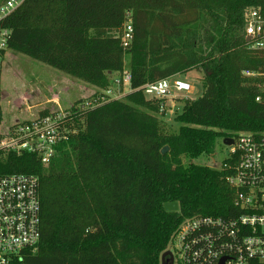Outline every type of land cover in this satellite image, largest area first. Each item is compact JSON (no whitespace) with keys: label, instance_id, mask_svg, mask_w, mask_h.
<instances>
[{"label":"trees","instance_id":"1","mask_svg":"<svg viewBox=\"0 0 264 264\" xmlns=\"http://www.w3.org/2000/svg\"><path fill=\"white\" fill-rule=\"evenodd\" d=\"M252 6L264 0H25L3 19L4 57L13 51L92 84L94 97L108 76L122 77L125 54L130 60L121 98L66 109L74 132L47 166L29 153L0 157V174L39 183L40 242L18 264H160L184 218L231 212L225 178L234 161L212 167L196 159L213 158L220 138L264 131V55L244 31ZM128 15L133 40L124 48ZM189 69L201 72V93L166 132L162 99L147 98L142 86ZM170 202L178 209L165 210Z\"/></svg>","mask_w":264,"mask_h":264},{"label":"built area","instance_id":"2","mask_svg":"<svg viewBox=\"0 0 264 264\" xmlns=\"http://www.w3.org/2000/svg\"><path fill=\"white\" fill-rule=\"evenodd\" d=\"M25 0H2L0 23ZM245 38L249 48L264 55V7L252 6L245 12ZM9 31L0 27V72ZM133 40V27L128 15L120 35L127 48ZM247 75L253 73L246 72ZM264 77V71L261 72ZM126 71L116 79L129 86ZM191 85L179 76L161 78L142 86L147 98L163 99L172 91H190ZM196 90V86L193 87ZM264 92V83L262 86ZM93 96L73 105L74 110L94 108L108 100ZM129 90V89H128ZM119 98V97H116ZM255 100H259V96ZM68 109V108H67ZM164 108H162V111ZM65 118L72 115L65 109L36 118L3 122L0 109V157L29 153L47 166L56 153L57 144L66 140L74 129ZM230 155L231 172L225 180L233 189L232 208L227 215L184 218L173 232L168 250L173 264H264V131L238 132L233 138ZM227 167V163L224 164ZM41 238V205L39 183L34 175L0 174V264H18L23 250L35 252Z\"/></svg>","mask_w":264,"mask_h":264},{"label":"rangeland","instance_id":"3","mask_svg":"<svg viewBox=\"0 0 264 264\" xmlns=\"http://www.w3.org/2000/svg\"><path fill=\"white\" fill-rule=\"evenodd\" d=\"M123 61L122 76L130 65L127 54L124 55ZM201 76L197 69H189L179 74L192 89L187 92L172 91L162 99L158 117L164 123V131L170 132L179 128L181 123L175 120V115L182 111L186 100L196 97L197 89L194 90L193 87L199 83ZM108 79L110 84L107 89L111 92L106 93V98H121L127 93V84L121 82L118 85L115 82L119 79L118 75H110ZM95 93H99L96 86L72 78L28 56L8 51L4 57L0 72V109L4 123L36 118L43 114L42 112L61 113ZM230 150L231 147L225 145L220 138L216 142L213 158H198L196 161L220 167L221 162L230 155Z\"/></svg>","mask_w":264,"mask_h":264},{"label":"water","instance_id":"4","mask_svg":"<svg viewBox=\"0 0 264 264\" xmlns=\"http://www.w3.org/2000/svg\"><path fill=\"white\" fill-rule=\"evenodd\" d=\"M250 39V37L249 36H247L246 37V41H248ZM196 88H197V92H196V96H199L200 95V93H201V87H200V85H196ZM222 142L225 144V145H227V146H229V145H231L232 143H233V139L232 138H230V137H225V138H223L222 139ZM166 151H167V147H163L162 149H161V153L162 154H164V153H166ZM164 209L165 210H177L178 209V205H177V203H175V202H170V203H165L164 204ZM166 256H168L169 258V264H173V257H172V254H171V252L170 251H168V250H166V251H164L162 254H161V262H160V264H165V257Z\"/></svg>","mask_w":264,"mask_h":264},{"label":"flooded vegetation","instance_id":"5","mask_svg":"<svg viewBox=\"0 0 264 264\" xmlns=\"http://www.w3.org/2000/svg\"><path fill=\"white\" fill-rule=\"evenodd\" d=\"M168 250V249H167ZM169 251V250H168ZM171 252V251H170ZM172 254V253H171ZM172 257H173V255H172ZM169 257L168 256H166L165 257V264H169V259H168ZM173 262H174V257H173Z\"/></svg>","mask_w":264,"mask_h":264}]
</instances>
